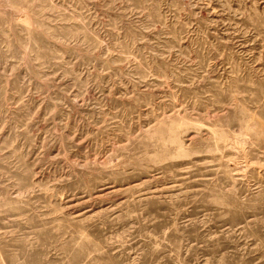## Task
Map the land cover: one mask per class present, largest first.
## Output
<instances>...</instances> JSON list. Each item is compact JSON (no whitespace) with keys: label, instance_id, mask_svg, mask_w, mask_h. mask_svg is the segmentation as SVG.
<instances>
[{"label":"rangeland","instance_id":"obj_1","mask_svg":"<svg viewBox=\"0 0 264 264\" xmlns=\"http://www.w3.org/2000/svg\"><path fill=\"white\" fill-rule=\"evenodd\" d=\"M0 264H264V0H0Z\"/></svg>","mask_w":264,"mask_h":264}]
</instances>
